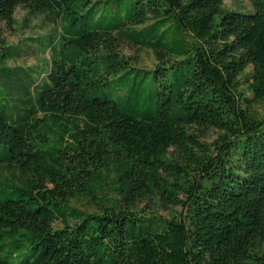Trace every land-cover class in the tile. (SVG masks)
I'll return each instance as SVG.
<instances>
[{"label":"trees","instance_id":"1","mask_svg":"<svg viewBox=\"0 0 264 264\" xmlns=\"http://www.w3.org/2000/svg\"><path fill=\"white\" fill-rule=\"evenodd\" d=\"M225 1L0 0V23L22 8L61 31L42 74L8 65L21 53L0 33V264H264V119L243 108L264 101V0ZM118 39L161 64L129 68ZM209 130L224 135L208 154L193 131ZM171 150L198 169L177 172L180 219L110 198L111 170L127 204L177 197Z\"/></svg>","mask_w":264,"mask_h":264},{"label":"rangeland","instance_id":"2","mask_svg":"<svg viewBox=\"0 0 264 264\" xmlns=\"http://www.w3.org/2000/svg\"><path fill=\"white\" fill-rule=\"evenodd\" d=\"M99 1V0H93ZM224 10L226 11H240L252 12L253 8L249 0H226L224 3ZM152 22H149L150 25ZM59 24L50 16L44 15L35 17L31 16L26 10L19 8L14 16V21L11 24L0 23V33L2 41L6 46L19 48L21 56L17 60L10 61L8 65L11 67H20L23 69L32 68L39 74L48 72L50 70V48H44L41 43H49L48 37H55V41L60 36ZM41 40V42H38ZM116 51L120 58L127 63L130 68L139 70H154L161 63L157 60L156 55L152 51L141 49L138 46L131 45L127 41L118 39ZM168 60V58H167ZM251 76L252 69L247 70L238 79V92L248 99H253L251 91ZM243 108L247 110L248 114L256 119H264V101L252 104H244ZM199 139L202 148L207 153H212L219 143L221 136L224 134L218 130L209 131H193ZM195 152L196 149H194ZM198 153V152H197ZM168 159L172 164H177L181 168L176 169L174 175L171 171L160 170L159 175L162 179L168 180L176 187L175 193L177 197H162L158 193L149 194L140 198L130 204H127L123 197L118 192V185L116 183V171L111 170L107 173L105 190L110 195V198L117 200L125 210H129L131 214L135 215H153L164 220L180 219L184 212V203L187 201V195L181 189L177 190V183L179 177L177 172L179 170H187L193 178L198 174L196 165L185 160L179 153L171 150L168 154ZM72 208L85 213H97L96 206L89 202L86 198H76L70 201ZM55 228H62L61 223L55 224ZM19 261L11 264H17Z\"/></svg>","mask_w":264,"mask_h":264}]
</instances>
